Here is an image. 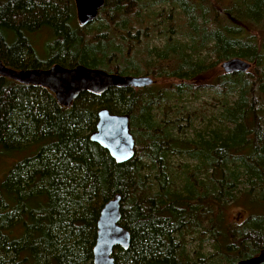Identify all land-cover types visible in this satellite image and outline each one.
<instances>
[{
	"label": "trees",
	"instance_id": "obj_1",
	"mask_svg": "<svg viewBox=\"0 0 264 264\" xmlns=\"http://www.w3.org/2000/svg\"><path fill=\"white\" fill-rule=\"evenodd\" d=\"M34 33L51 37L45 62ZM232 58L250 69L206 81ZM0 61L171 81L62 107L0 76V159L13 160L0 183V264H93L99 214L116 195L130 242L115 247V264H234L264 250V0H105L85 27L74 0H0ZM207 90L231 99L202 130L186 135L154 114ZM103 108L130 117L128 162L89 140Z\"/></svg>",
	"mask_w": 264,
	"mask_h": 264
},
{
	"label": "water",
	"instance_id": "obj_2",
	"mask_svg": "<svg viewBox=\"0 0 264 264\" xmlns=\"http://www.w3.org/2000/svg\"><path fill=\"white\" fill-rule=\"evenodd\" d=\"M105 0H74L76 20L81 27L92 23ZM224 74L246 73L251 65L239 58H232L220 64ZM0 76L22 85L37 86L52 93L58 104L70 107L83 93L102 95L112 88H146L154 83L149 76H120L99 69L78 65L64 68L58 64L46 69L15 70L0 61ZM89 140L107 151L117 164L130 161L135 154V140L130 132V117L127 114H111L103 108L97 112L94 131ZM120 196L108 201L100 211L97 221V238L93 247V264H115L112 257L115 247L127 249L130 234L119 225ZM235 264H264V250L257 256L239 260Z\"/></svg>",
	"mask_w": 264,
	"mask_h": 264
},
{
	"label": "rangeland",
	"instance_id": "obj_3",
	"mask_svg": "<svg viewBox=\"0 0 264 264\" xmlns=\"http://www.w3.org/2000/svg\"><path fill=\"white\" fill-rule=\"evenodd\" d=\"M159 11V8L153 9V12ZM162 19L159 17L155 18V21H161ZM34 42L32 43L33 46L37 50L38 58H40L41 61L45 62L47 58V54L45 52H42L41 44H45L47 42H50V35L48 33L46 34H40V33H34L30 37ZM157 43H160V40L163 41V39H159L157 37L156 39ZM162 43V42H161ZM160 43V44H161ZM159 44V45H160ZM205 54V53H204ZM203 54V55H204ZM220 72H223L220 65L210 74L209 79L206 81L212 82V76L215 78L220 74ZM169 82H157L155 84L156 89L157 88H165L170 84ZM182 100H177L175 98H170L169 100L165 101L160 105V108L154 110V114L157 116L158 119L161 117L164 118V120L171 126L173 123H176V127H180L184 129L186 135L192 134V129H190V125L193 129L202 130L205 125H207L206 120L208 117L215 113L217 109L219 108V105L223 101H230L231 97H221L214 95L213 91L207 90V91H201L197 98L191 99V97L187 94L183 95ZM186 98V99H184ZM184 99V100H183ZM199 113L198 118H194V113ZM187 113L192 114L193 116L190 118V123L186 122L183 119L187 115ZM158 114V115H157ZM203 117V119H201ZM13 160H1L0 159V183L8 169V167L12 164ZM179 174V173H178ZM228 216L232 217L235 215H241V210L238 208H229L227 210ZM237 216V217H238ZM242 218V217H241ZM240 218V219H241ZM239 219V218H238ZM195 245V244H193ZM207 243L205 244V246Z\"/></svg>",
	"mask_w": 264,
	"mask_h": 264
},
{
	"label": "flooded vegetation",
	"instance_id": "obj_4",
	"mask_svg": "<svg viewBox=\"0 0 264 264\" xmlns=\"http://www.w3.org/2000/svg\"><path fill=\"white\" fill-rule=\"evenodd\" d=\"M154 81H155V80H154ZM155 84H156V81H155ZM152 85H153V84H152ZM152 85H151V86H152ZM146 88H147V87H146ZM134 89H139V88H134ZM140 89H141V88H140Z\"/></svg>",
	"mask_w": 264,
	"mask_h": 264
}]
</instances>
